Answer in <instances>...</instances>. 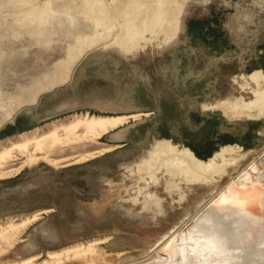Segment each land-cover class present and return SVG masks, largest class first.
Instances as JSON below:
<instances>
[{
    "label": "rangeland",
    "instance_id": "obj_1",
    "mask_svg": "<svg viewBox=\"0 0 264 264\" xmlns=\"http://www.w3.org/2000/svg\"><path fill=\"white\" fill-rule=\"evenodd\" d=\"M158 1L0 0V264L165 255L263 170L264 0H165L173 34L121 50Z\"/></svg>",
    "mask_w": 264,
    "mask_h": 264
},
{
    "label": "bare ground",
    "instance_id": "obj_2",
    "mask_svg": "<svg viewBox=\"0 0 264 264\" xmlns=\"http://www.w3.org/2000/svg\"><path fill=\"white\" fill-rule=\"evenodd\" d=\"M257 165L252 162L230 181L219 192L215 204H207L206 211L186 231L180 235L171 232L174 235L163 245L165 255L157 253L150 260L143 258L128 264H264V201L263 213L255 219L224 208L217 201L237 183L242 188H257L264 196V167L259 171ZM251 172L257 180H253Z\"/></svg>",
    "mask_w": 264,
    "mask_h": 264
},
{
    "label": "crops",
    "instance_id": "obj_3",
    "mask_svg": "<svg viewBox=\"0 0 264 264\" xmlns=\"http://www.w3.org/2000/svg\"><path fill=\"white\" fill-rule=\"evenodd\" d=\"M165 0H159L158 5L155 6L154 13L146 12L142 18H140V15L142 14L143 9H140L139 7L133 8L134 11L131 13L124 14V22L123 25L125 26V30L123 31V34L121 37H119L116 41L119 48L126 53H131L134 49H136L139 45L146 44V34L156 32L158 30H162V33H164V37L167 38V36H170L173 34L174 30V24L172 18H168V14L165 11L164 3ZM100 23L96 22L95 26L98 27ZM102 24V23H101ZM104 34H99L97 36H91L86 43V47L90 46L93 43H97L99 41L105 40ZM163 38V40L165 39ZM84 42V41H83ZM143 42V43H142ZM85 47V48H86ZM70 57H75L76 55H69ZM209 138V137H207ZM212 138V137H210ZM215 138V137H213ZM209 141L205 140L204 143L208 148L201 149V147L198 149L200 152L204 154V152L209 153L210 152V143ZM204 145V146H205ZM198 157V156H197ZM204 159L201 158V161ZM193 162V161H192ZM185 169V172H188V168H192L193 163H191L188 166H183Z\"/></svg>",
    "mask_w": 264,
    "mask_h": 264
},
{
    "label": "flooded vegetation",
    "instance_id": "obj_4",
    "mask_svg": "<svg viewBox=\"0 0 264 264\" xmlns=\"http://www.w3.org/2000/svg\"><path fill=\"white\" fill-rule=\"evenodd\" d=\"M221 197L217 200L218 203L231 211L253 215V219L258 218L263 213L264 196L257 188H251L250 186H248V188H242L237 183L236 186L230 188V190ZM261 199L262 201H260ZM235 200H237V202Z\"/></svg>",
    "mask_w": 264,
    "mask_h": 264
}]
</instances>
